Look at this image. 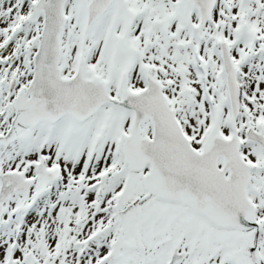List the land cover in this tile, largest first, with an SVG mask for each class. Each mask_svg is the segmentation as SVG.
Returning <instances> with one entry per match:
<instances>
[{"label":"snow or ice","instance_id":"6c2138e0","mask_svg":"<svg viewBox=\"0 0 264 264\" xmlns=\"http://www.w3.org/2000/svg\"><path fill=\"white\" fill-rule=\"evenodd\" d=\"M0 264H264V0H0Z\"/></svg>","mask_w":264,"mask_h":264}]
</instances>
